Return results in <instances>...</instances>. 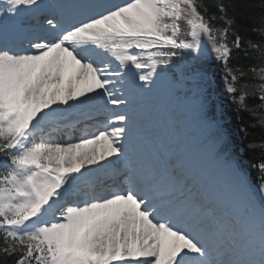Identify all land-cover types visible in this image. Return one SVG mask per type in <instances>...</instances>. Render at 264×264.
I'll return each mask as SVG.
<instances>
[{
    "label": "snow or ice",
    "instance_id": "obj_1",
    "mask_svg": "<svg viewBox=\"0 0 264 264\" xmlns=\"http://www.w3.org/2000/svg\"><path fill=\"white\" fill-rule=\"evenodd\" d=\"M241 5L264 0H0V264H264V139L253 181L195 63L264 129V13Z\"/></svg>",
    "mask_w": 264,
    "mask_h": 264
},
{
    "label": "trees",
    "instance_id": "obj_2",
    "mask_svg": "<svg viewBox=\"0 0 264 264\" xmlns=\"http://www.w3.org/2000/svg\"><path fill=\"white\" fill-rule=\"evenodd\" d=\"M208 2L211 4V0H208ZM256 2H258V0H256ZM238 11H242L243 13L238 16V23H244L246 25H251L253 23V19H249V17L256 18L264 13V9L258 6L246 8L244 5H241ZM209 12L216 13L215 7L210 6ZM247 37L256 42L264 41V36H262L260 32H249L247 33ZM229 63L232 65H243L246 69L249 64H257L259 61L255 58V53L249 52V55L245 57L243 52H241L238 56L234 53V58ZM196 65L205 71L206 74L210 73L209 76L207 75L209 79L206 84V92L209 100L208 111L217 114V116L222 119V130L230 137L232 142V153L251 174L253 181H255L256 172L252 168H249L248 165L261 153L259 148L250 150L247 145L249 141L264 139V129H261L259 126L255 128L249 127L248 135L245 136V134L240 131L241 124L246 126L249 125L254 122V117L247 112H240V118L238 119V113L235 110L236 105L232 103L224 90V84L221 80L220 65L211 57L201 59L196 62ZM245 79L250 80L251 74L246 76ZM237 95H239V93H237ZM247 103L252 105L253 103H258V101H255L254 98L250 96ZM215 105L217 112L214 110Z\"/></svg>",
    "mask_w": 264,
    "mask_h": 264
},
{
    "label": "rangeland",
    "instance_id": "obj_3",
    "mask_svg": "<svg viewBox=\"0 0 264 264\" xmlns=\"http://www.w3.org/2000/svg\"><path fill=\"white\" fill-rule=\"evenodd\" d=\"M212 131H213V129H212ZM207 134L210 135V131H208ZM188 155H189V156H188ZM188 155H186V160L192 159V163H193V158H194V156H193V152L190 153V154H188ZM192 163H191V164H192Z\"/></svg>",
    "mask_w": 264,
    "mask_h": 264
}]
</instances>
